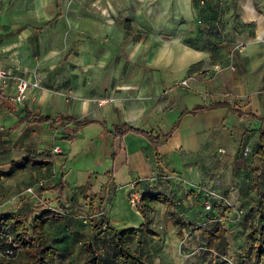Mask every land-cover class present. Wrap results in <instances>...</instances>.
<instances>
[{
    "label": "crops",
    "instance_id": "0c3cea01",
    "mask_svg": "<svg viewBox=\"0 0 264 264\" xmlns=\"http://www.w3.org/2000/svg\"><path fill=\"white\" fill-rule=\"evenodd\" d=\"M256 12L264 14V0H0V68L10 73L5 83L0 81V121L5 120L3 125L11 133L20 129L15 137L18 141L44 125H32L30 129L27 124L17 125L21 107L41 114L63 113L87 119L67 140L72 146L68 152L87 153L82 159L88 163L84 171L78 170L80 175L72 177L68 187L75 181L82 183L93 171L105 179L110 190L92 212L101 211L118 230L134 227L136 234L127 236V240L145 264L147 254L137 247L139 243L133 245L138 234H148L142 227L144 223L158 234H165L173 249H184L183 241L192 227L203 234L204 223L209 222L210 228L221 233L222 224H227L223 220L227 211L220 212V206L215 205H225L218 196H209L211 215L200 207L197 195L206 186H214L212 191L220 195L223 187L216 180L230 178L235 170L249 166L252 175L253 164L264 169V157L255 153L264 128V41L256 39L264 22L256 18ZM65 22L70 25L68 33ZM80 34L86 38L78 47ZM237 42H245L243 53L234 48ZM35 56L40 60L36 69L41 74H37L40 83L58 85H43L47 89L39 85L25 102L17 103L13 82L17 76L30 80L36 77ZM111 57L127 58L130 65L133 63L132 69L127 63L108 67L107 59ZM96 58L100 60L92 65V71H85L83 62L91 65ZM68 62L74 64L70 70L66 69ZM120 75L127 78L120 79ZM182 79H187V85H175ZM64 87L88 101L75 98L69 107L65 106L62 95L54 91ZM103 93L112 95V100L96 109L90 100ZM223 100L238 112L232 114L222 108L225 106L188 111ZM88 112L92 113L86 115ZM116 124H128L144 133L116 134L112 130ZM175 124L176 129L166 141L151 143ZM48 126L60 129L65 138L74 125ZM241 144L255 148L246 156L247 161L238 153ZM42 150L48 149L36 151ZM57 162L55 158L44 166H26L33 167L38 177H54L58 188V182L64 185L66 177L63 166L52 175L51 166L56 169ZM230 184V197L237 205L242 204L243 212L229 218L235 219L236 226L248 219L252 226L257 197L251 177ZM132 185L146 193L143 213L132 209L126 196H117L120 191L126 195ZM51 191L43 193L50 196L54 193ZM78 196L74 194V200L68 202L61 197L48 202L62 207V211L76 213L73 206ZM38 209L40 212L46 208ZM178 215L183 221L193 218L197 223L186 228L187 233L179 221L176 223ZM250 227L242 232L236 245L245 251L248 247L244 234ZM138 229L143 230L139 233ZM87 232L91 237L90 228ZM167 240L163 244L169 248ZM229 244L231 249L234 245ZM161 258L170 263L168 256ZM190 260L180 264H190Z\"/></svg>",
    "mask_w": 264,
    "mask_h": 264
},
{
    "label": "rangeland",
    "instance_id": "374dc122",
    "mask_svg": "<svg viewBox=\"0 0 264 264\" xmlns=\"http://www.w3.org/2000/svg\"><path fill=\"white\" fill-rule=\"evenodd\" d=\"M70 0H65V2ZM80 3L82 1L86 0H79ZM89 1V0H87ZM82 5V4H80ZM85 5V4H84ZM86 7V6H81ZM257 17L260 22H264V14L261 12H256ZM66 30L67 33L69 32L70 25L66 23ZM261 26V25H260ZM260 33L264 36V25L260 27L259 30ZM85 36L80 34L78 37V47L82 45L81 42H85ZM257 39V38H256ZM258 40V39H257ZM264 41V39H263ZM86 52V51H84ZM35 67L33 73H35L33 82L38 83L39 85H58L50 83V84H41L40 83V72L37 71V66L39 64V57L35 56ZM100 59L96 58L94 59V63H91V65L86 64L83 62L84 70L89 71L91 69L92 71V65H96ZM132 69L133 63L130 65V61L125 58H116L111 57L107 59V66L110 68L118 67V66H125V64ZM140 63V62H139ZM136 65V63H134ZM74 64L67 63V70H70L71 67H73ZM82 66V65H79ZM83 71V70H82ZM39 74V75H37ZM87 74V73H86ZM85 74V75H86ZM118 76V71L115 74ZM23 76V75H22ZM124 76V75H123ZM122 75H120V79L124 78ZM16 83V79L13 82V84ZM180 85V84H175ZM15 91V85H12ZM45 89H47L48 86H43ZM65 89H55L54 91L62 95L65 106L70 105L72 99H79L80 102L82 101H88V98L83 97H77L74 96L71 89H67V87H64ZM54 92V93H55ZM112 100V95H106V93L101 94L97 97H92L90 101L93 102L96 109L100 108L102 105H104L106 102H109ZM37 104V103H36ZM222 108H227L230 113L234 114L233 111L229 109V107L225 106ZM92 112H88L89 115ZM264 116V106L263 110L261 112ZM1 117V116H0ZM236 117V116H234ZM3 118V117H1ZM0 118V119H1ZM264 118V117H263ZM233 118H231V121ZM5 120L0 121V169L3 170L6 174L3 178V186L0 188V212H12V213H18V212H24L31 209V206L33 208L38 209L39 207H45L46 211L50 212V217L48 222L45 223V229H46V238L47 243L53 245L57 249V253L54 257L51 259H48L46 261V264H82L83 259L91 257L90 253H87L85 249V239L87 237V230L88 228L91 229V243L93 248L96 250L97 255L99 257V264H127L124 263L117 255L116 253V247H115V240L111 233L109 231L106 232L107 229H105L104 225H102L101 231H105L101 234H96L95 229H93L92 222L95 221L98 214H94L92 211L97 209L98 201L105 199L106 195L109 192V186L106 184L105 179H103L97 172H90V175L83 180L82 183L75 181V183L72 186H69L72 181V177L75 178V176H78L81 174L78 170H85L88 166V163L86 164L83 161V156L86 154L82 153H69L70 149L69 147L70 142L67 141V139L63 138L61 136V130L56 129L54 126H48V124L44 123L46 127L43 125L42 127L38 128L35 127L31 131V135L27 137L26 139L19 138L18 141L15 138L17 136V133H19L20 129L18 128L17 131L14 133H11L5 125ZM228 124L230 123V118L228 119ZM36 126V125H35ZM11 133V134H10ZM25 142V144H24ZM245 144H241L240 151L238 152L240 156H243L245 158L244 160L247 161V157L251 155V151H254V149L251 150V148L248 149V151L245 153ZM58 147V152H54L53 148ZM72 147V146H71ZM70 147V148H71ZM48 149L55 153L54 157L57 158V168H54L51 166V173L54 175V170H57V174L59 173L60 169L63 166V169L65 170V177L66 181L63 185V188L66 187L65 191H60L56 187V179L52 176H39L34 174L32 170H34L33 167L29 166H21L20 165V159L21 157L32 154L36 150L41 149ZM77 147H73V149H76ZM69 151V152H68ZM65 156V157H64ZM63 157L65 159H63ZM54 158V159H55ZM259 158V157H258ZM256 157V159L258 160ZM260 159V158H259ZM259 161V160H258ZM263 160L261 161V164L264 165ZM87 162V161H86ZM260 162V161H259ZM45 169V168H42ZM91 170V169H90ZM10 172H13V174L10 175ZM9 176H6L8 175ZM50 173V174H51ZM251 169H249V166L245 170H235L232 172V175L230 178L227 179H217L216 184H222L221 188L223 189V192H220V195H223L230 201V205H223L215 203V205L220 206V212L227 211V213H224L223 216L226 218L223 220L227 222V224H222V232L217 233L218 230L215 228H210L211 224L204 223L206 230L203 232H197L194 226L196 223L193 218L185 219L183 221V216L178 215L179 218H176V223L178 224V221L181 223L183 227H185V231L188 230L186 228H190V233L187 235L186 239L183 241L184 249H173L171 243L165 238V234H156V235H148V234H141V230L138 229L139 238H136V240H139L135 243L133 242L134 246L140 247V251L143 253H146L147 256H145L146 262L148 264H168L163 262L162 256H165L170 258L169 264H180L183 263L187 259H191L190 264H213L212 261L217 263L225 264L228 261H232L235 264H251L252 258H250V255L248 254L247 250H242L239 247H236L238 244V240L242 237V232L251 225L248 224V219L245 220L243 224H240V226H236L235 219H230L229 217L234 216L236 214H241L243 212L242 204H236L234 202V199L230 198V186L231 182L237 181V179H242L243 181L248 180L251 177ZM56 174V175H57ZM50 177V178H49ZM231 180V182H230ZM39 181H42L43 184L39 185ZM68 187V188H67ZM247 188V186H244ZM212 188H215L214 186H206L205 189H203V193H199V196L197 195V198L200 197V200L198 199V202L200 203V207L206 209L208 214L211 213L209 210L205 207L204 201L210 200L209 196H211V191L214 190ZM58 189V190H57ZM216 189V188H215ZM252 188H249L251 190ZM54 190L50 196L43 193V191H50ZM51 191V192H52ZM217 193V192H216ZM64 194V195H63ZM79 195L78 198L75 199L74 206L76 208L75 212H68V211H62V207H56L54 204H50L48 201H51L52 199L58 198H64L66 199V202L70 200H74L73 196ZM218 194V193H217ZM47 195V196H46ZM105 195V196H104ZM126 196V200H128V192H126V195H124V192L120 191L117 196ZM211 201V200H210ZM129 202V201H127ZM176 204V203H174ZM130 205V204H129ZM93 208H90V207ZM81 207V208H80ZM131 207V205H130ZM132 208V207H131ZM57 209V210H56ZM133 209V208H132ZM143 208L140 211L143 213ZM135 211V209H134ZM232 212V213H231ZM71 214V215H70ZM207 214V215H208ZM218 217V216H217ZM234 218V217H232ZM210 219L209 217L207 220ZM230 219V220H229ZM222 220V221H223ZM234 220V221H233ZM219 223L221 220L218 218L217 220ZM175 223V224H176ZM209 224V225H208ZM221 226V224H220ZM30 230V228L28 227ZM90 232V231H89ZM188 233V232H187ZM183 235V233H182ZM184 236V235H183ZM10 238V236H9ZM167 240L169 248H167L163 243ZM17 243V242H16ZM234 245L233 247H228V245ZM0 243V261L2 259L8 260L10 263L22 261L26 258V254L23 252L21 244L17 243L16 249H14L13 253L10 255H5V253L2 252V249L4 247H1ZM139 249V248H138ZM212 249V250H211ZM161 256V257H160ZM215 257V259H213ZM187 263V262H186Z\"/></svg>",
    "mask_w": 264,
    "mask_h": 264
},
{
    "label": "trees",
    "instance_id": "16d2710c",
    "mask_svg": "<svg viewBox=\"0 0 264 264\" xmlns=\"http://www.w3.org/2000/svg\"><path fill=\"white\" fill-rule=\"evenodd\" d=\"M220 106H227L233 112L237 111V108L232 107L226 101H215L209 103L208 105L198 106L196 108L190 109V112H197L201 109L206 108H217ZM10 108H14L11 106ZM13 110V109H12ZM19 114L17 125L27 124L28 129L32 125H42L44 123L53 125L58 123L60 125H66L68 123H73V128L64 137L67 140L72 139L78 130L82 128L84 124L87 123V119H79L71 114H41L35 112L28 107H21L18 109ZM241 113H239L240 115ZM175 124L169 131L163 134L161 138L157 140L151 139V143L158 145L166 141L176 129ZM113 132L116 134H124L128 131H136L139 133H144L137 127L125 124V125H114ZM29 131V130H28ZM154 138V137H153ZM157 138V137H155ZM260 144L255 150V153L261 157H264V128L260 131L259 136ZM54 152L51 150L35 151L32 154L25 155L20 159V165L26 166H44L54 161ZM6 173L0 169V178ZM264 169H261L258 164H253L252 175H251V186L256 189L257 201L254 204L253 211L255 215V223L245 232L244 238L247 244V252L252 258L251 264H259L264 260ZM58 188L63 191V185L61 181L58 182ZM146 193H143V198ZM153 197V195H149ZM40 209H31L25 213H12V212H0V243L2 252L6 249H16V244L20 243L23 252L26 254V258L22 261L10 263L8 260L2 259L0 264H46L48 259H51L57 253L56 247L47 243L45 223L48 222L50 217V212ZM35 212H37L35 214ZM101 212V211H100ZM98 212V216L94 222H92L96 234H101L102 225L105 229L111 231V235L115 240L116 253L118 257L127 264H145L144 259L135 253L127 240V236L135 235L136 229L134 227L118 230L115 226L111 225L106 218ZM30 228V230L28 229ZM146 232L150 235H156L157 232L150 229L146 223L142 225ZM10 236V238H9ZM17 242V243H16ZM85 249L87 253L91 254V257L85 258L82 264H99V257L96 250L93 248L90 236L88 235L85 240ZM222 264V263H215ZM225 264H235L232 261H228Z\"/></svg>",
    "mask_w": 264,
    "mask_h": 264
},
{
    "label": "built area",
    "instance_id": "2783aa9c",
    "mask_svg": "<svg viewBox=\"0 0 264 264\" xmlns=\"http://www.w3.org/2000/svg\"><path fill=\"white\" fill-rule=\"evenodd\" d=\"M256 38L259 41H262L264 39V36L262 33H258L256 34ZM234 48L243 53L245 51V42H237L234 46ZM218 65H215V68H217ZM232 68H234L233 65H231ZM10 76V73L7 69L4 68H0V81L3 83H5L6 78ZM187 79H182L179 81V84L182 85H187ZM38 88V83L37 82H33L32 80H30L29 78H27L26 76H17L16 77V83H15V93H14V100L17 103H23L25 102L29 96L31 95L32 91ZM54 152H58V147H54L53 148ZM248 151V146L245 147V153ZM39 185H42L43 182L39 181L38 182ZM211 195H215L218 196L220 198V200L226 204V205H230V201L224 197L223 195H218L215 192L211 191ZM128 201L129 204L134 207L135 209L141 211L142 210V199H143V191H141L140 189L136 188L135 185H132L131 188L128 191ZM231 198V197H230ZM205 207L207 209H210L212 207L211 201L205 200L204 201ZM14 251V249H6L4 251L5 255H10L12 254Z\"/></svg>",
    "mask_w": 264,
    "mask_h": 264
}]
</instances>
